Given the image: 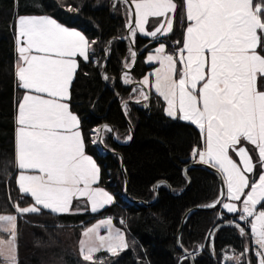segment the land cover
Listing matches in <instances>:
<instances>
[{"label": "snow or ice", "instance_id": "snow-or-ice-1", "mask_svg": "<svg viewBox=\"0 0 264 264\" xmlns=\"http://www.w3.org/2000/svg\"><path fill=\"white\" fill-rule=\"evenodd\" d=\"M133 3L134 26L132 22L127 25L133 40L137 32L152 38L170 34L178 7L186 15L189 23L178 55L167 54L165 45L160 43L155 53L147 56L148 62L160 65L152 86L167 102L168 116H179L200 129L205 149L194 151L193 156L223 174L227 199L241 201L244 197L242 208L238 209L235 203H223V208L230 213L242 212L241 220L252 218L249 223L258 246L257 264H264V207L257 208L264 205V0H181L180 5L177 0ZM150 17L163 19L148 30ZM93 43L81 32L70 30L47 15L18 17L19 60L15 76L19 86L28 92L18 105L16 118V164L24 170L17 183L20 192L34 200L27 207L16 205L21 215L42 210L70 213L74 198H86L92 212L113 202L107 191L93 187L99 180L100 168L85 154L80 121L70 111V105L63 102L70 99L78 68L75 58L89 60ZM129 51L131 63H125L128 69L137 57L135 50ZM124 83H132L127 73ZM139 83L148 86V77ZM104 130L113 131L108 126ZM242 141L256 150L255 159L245 146L238 147ZM230 152L239 157V162ZM27 170L32 174H25ZM254 176L257 178L253 179ZM16 220L15 215H0V232L10 237L0 239V256L9 264H18ZM111 225V219H105L83 232L88 238L79 242L84 261L97 264L95 253L104 250L116 256L127 248L123 233L117 230L113 234ZM101 227H108L107 236L100 235ZM240 233L246 234L243 228ZM227 259L240 264L239 257Z\"/></svg>", "mask_w": 264, "mask_h": 264}, {"label": "trees", "instance_id": "trees-1", "mask_svg": "<svg viewBox=\"0 0 264 264\" xmlns=\"http://www.w3.org/2000/svg\"><path fill=\"white\" fill-rule=\"evenodd\" d=\"M177 3L180 5L181 0ZM32 14L48 15L95 42L91 45L89 60L77 58L78 68L69 99L70 110L80 121L85 152L100 168L99 185L114 197L113 203L95 215L54 214L46 210L21 215L16 211V205L26 207L32 201L16 185L18 86L14 21L17 16ZM128 21V9L121 0H0V215L17 216L18 264H40L39 249L47 250L52 246L64 264H89L77 251L64 249L57 234L60 228H74L78 238L79 231L98 217H111L114 224L125 231L128 246L116 256L96 253L97 264L100 261L103 264H191L183 251L193 257L194 264H237L226 258L228 253L243 254L240 264H257L248 223L238 221L237 215L227 214L221 207L213 211H192L183 224L180 246L177 245L175 236L184 213L196 206L213 204L219 196V184L206 169L188 167L186 174L190 186L181 194L187 184L183 168L196 157L193 152L203 148V136L193 124L165 115V103L150 85L146 86L145 103H130L123 109L133 128L131 141L120 145L112 140L110 132L102 136L105 147L115 150L122 158L129 197L149 205L125 200L119 157L100 153L98 143H93L94 129L102 124L114 130L118 142L129 141V129L120 103L133 99L134 95L132 88L119 80L125 63H131L130 47L125 38ZM187 24L182 8L178 7L170 34L150 38L137 33L133 44L138 56L131 71L134 81H142L145 77L151 81L149 73L154 65L147 64L145 58L157 44L163 43L166 52L172 55L182 48ZM246 145L252 149L251 145ZM254 152L252 150L255 159ZM161 181L165 183H159L155 193L154 185ZM262 207L264 205L257 206L258 209ZM240 228L245 230V235H241ZM0 236L7 238L5 233L0 232Z\"/></svg>", "mask_w": 264, "mask_h": 264}, {"label": "rangeland", "instance_id": "rangeland-1", "mask_svg": "<svg viewBox=\"0 0 264 264\" xmlns=\"http://www.w3.org/2000/svg\"><path fill=\"white\" fill-rule=\"evenodd\" d=\"M121 1H123V0H121ZM132 4H133V8H134V13H135V5H134V3H133V1H132ZM33 15V14H32ZM39 15V14H38ZM45 15V14H44ZM185 15V14H184ZM21 16H26V15H21ZM48 16V15H47ZM18 17L19 16H17L16 18H15V21H14V41H15V71H16V65H17V62H18V60H19V55H18V52L16 51V23H17V20H18ZM50 17V16H49ZM53 19V18H52ZM185 19H186V15H185ZM159 21L160 20H157V22L155 23H153L154 24V27H156L157 25H158V23H159ZM187 21V20H186ZM188 22V21H187ZM58 23V22H57ZM60 24V23H59ZM62 25V24H61ZM63 26V25H62ZM65 27V26H64ZM146 28L148 29V30H150L149 28H148V26L146 25ZM70 30H75V31H78V30H76V29H72V28H69ZM185 31H186V29H185ZM185 31H184V35H185ZM80 32V31H79ZM82 34V33H81ZM83 35V34H82ZM183 38H184V36H183ZM160 44V43H159ZM159 44H157V46L156 47H158L159 46ZM156 47L153 49V51L152 52H149L148 54H147V56L148 55H150V54H154L155 53V49H156ZM167 53V52H166ZM178 53H179V51L175 54V55H178ZM168 54V53H167ZM131 55V54H130ZM174 55V56H175ZM147 56H146V58H145V62L147 63V64H151V65H154V68L153 69H151V71H150V76H151V81H149V84H150V88L152 89V90H154L155 91V93L157 94V95H159L157 92H156V90H155V88L152 86L153 84H154V82H155V72H156V70L160 67V65H159V63L158 62H152V63H150V62H148L147 61ZM78 57H76L75 59H77ZM80 58H82V57H80ZM83 59V58H82ZM129 75V74H128ZM130 77H131V75H129ZM124 79V78H123ZM16 80H17V86H18V91H17V103H16V109H15V164H16V131H17V128L19 127V125L16 123V118H17V115H18V105H19V103L22 101V99H23V96L26 94V92H28V90H25V89H23V88H21L20 86H19V81H18V79L16 78ZM131 80L132 81H134L133 79H132V77H131ZM136 91H138V90H136ZM29 94H35V93H29ZM132 94H133V92H132ZM40 95H43V96H45V98H47V96H46V94H40ZM160 96V95H159ZM161 97V99L164 101V103H165V109H164V113H165V115H167V112H166V109H167V107H168V105H167V102L164 100V98L162 97V96H160ZM63 102H65V103H68L69 104V100H67V101H63ZM71 111V110H70ZM72 112V111H71ZM73 113V112H72ZM73 114H75V113H73ZM76 115V114H75ZM77 116V115H76ZM168 116V115H167ZM168 117H170V116H168ZM171 119H174V118H172V117H170ZM174 120H181V121H184V122H188V123H190L189 121H186V120H182V119H180L179 118V116H177V118H175ZM97 129H99V127H97V128H95L94 129V135H93V143H98V135H99V133H97L96 132V130ZM79 130H80V127H79ZM104 132H107V131H105V130H103V132H102V136H103V133ZM203 136V135H202ZM118 141V140H117ZM126 141V140H125ZM125 141H119L120 143H124ZM247 142H243L242 141V143H241V145H238V147L239 146H245L249 151H250V154H252V150H255L254 148H253V146L251 145V147H252V149L250 148V147H248L247 145ZM250 145V144H249ZM84 151H85V149H84ZM100 152H102V150H99ZM254 153H256V150H255V152ZM85 154L86 155H88L86 152H85ZM230 155H232V157H233V159L234 160H236L237 162H239V157L238 156H236V154L233 152V154H231L230 153ZM234 155V156H233ZM88 156H90V155H88ZM93 160H94V158L92 157V156H90ZM95 161V160H94ZM96 162V161H95ZM97 164V163H96ZM98 166V165H97ZM16 168H17V173H16V185H17V187H18V189H19V186H18V183H17V181H18V176H19V174L21 173V171H24V170H20L19 168H18V166H17V164H16ZM221 173V172H220ZM25 174H32V172H31V170H27V171H25ZM221 176H222V179H223V185H224V197H223V201H222V203H221V209L225 212V213H227V214H235V215H237V220L238 221H240V222H244V223H248V227H249V229H250V235H251V242H252V253H253V255L255 256V252H256V250H257V248H258V246H257V244H256V242H255V238L252 236V233H251V225H250V223H249V221L252 219L251 217H249L247 220H241L240 219V216L243 214L242 212H240V211H237L236 213H230V212H228L226 209H224L223 208V203H235L236 205H237V207H238V209H240V208H242V200L244 199V197H242L241 198V201H229L228 199H227V197H226V193H227V186H226V184H225V181H224V176H223V174L221 173ZM99 180H100V174H99ZM99 180H98V182L96 183V184H94L93 185V187H96V188H102L103 190H105V191H107L110 195H112V193L107 189V188H105V187H103V186H100L99 185ZM20 191V190H19ZM247 191V190H246ZM24 195H27V194H24ZM29 197H30V199H31V201H32V203L31 204H29L28 206H30V205H32L33 203H34V200L32 199V197L30 196V195H28ZM112 197H113V195H112ZM113 201H114V197H113ZM113 203V202H112ZM110 205V204H109ZM106 206H108V205H106ZM106 206H104L102 209H99L98 211H96V212H92L91 211V206H90V204H89V202L87 201V199L86 198H80V199H73V202H72V210H71V212L70 213H78V214H83V213H89L90 215H95V214H97V213H99L101 210H103ZM27 207V206H26ZM46 211H49V210H46ZM50 212V211H49ZM18 213V212H17ZM55 214V213H54ZM11 215H15L16 216V214H11ZM105 219H111V221H112V225H111V231H112V233L114 234L117 230H119V232H121V233H123V235H124V238H125V242L127 243V239H126V233H125V231L123 230V229H121V228H118L115 224H114V222H113V219L111 218V217H98V218H96L94 221H93V223L91 224V225H89L87 228H85L84 230H81V231H79V237L77 238V234H76V231H75V229L74 228H60L59 229V231H58V234H57V238H58V240L61 242V245L63 246V248L64 249H72V250H75V251H77V253H78V255L81 257V259H83L82 258V256L80 255V241L81 240H87L88 238H86V237H84L83 236V232L84 231H86L88 228H91V227H93L94 225H96V224H98L101 220H105ZM2 234L3 233H5V234H7V238L5 237V238H3L2 236H0V239H8V238H10L9 236H8V233H6V232H1ZM99 233H100V235H103V236H107L108 234H109V229H108V227H101L100 229H99ZM90 235H93V234H90ZM4 248H5V251H7V246L5 245L4 246ZM15 248H16V246H15ZM47 250H45V249H39V253H38V259H41L42 258V260H41V263L40 264H64V262H63V260L58 256V255H56V253H55V249H54V247L52 246L51 248H46ZM247 248H245V250H246ZM124 250V249H123ZM123 250H121V251H123ZM121 251H119V253L121 252ZM100 252H106V253H108L107 251H104V250H101ZM98 253V252H97ZM96 254V253H95ZM94 254V255H95ZM108 254H110V253H108ZM15 255H16V258H17V250L15 251ZM242 255H232V254H230V253H228L227 254V256H226V258H228V257H233V258H235V257H241ZM255 258H256V260H257V257L255 256ZM231 262H236V260L235 259H231ZM0 264H9V261H7V260H5L4 259V257H2V256H0Z\"/></svg>", "mask_w": 264, "mask_h": 264}, {"label": "water", "instance_id": "water-1", "mask_svg": "<svg viewBox=\"0 0 264 264\" xmlns=\"http://www.w3.org/2000/svg\"><path fill=\"white\" fill-rule=\"evenodd\" d=\"M123 2L125 3L127 9H128V13H129V21L127 23V25L129 24V22H132L133 23V26H134V22H135V16H134V8H133V4H132V0H123ZM125 38L127 39L128 41V44H129V47L133 50L136 51L135 47H134V44H133V39L130 38V29L128 28V26H126V30H125ZM137 52V51H136ZM138 56V54H137ZM136 60H137V57H136ZM136 60H135V63H136ZM135 63L133 64V66L128 69V68H123L122 72L120 73V77H119V80L121 82V84L123 85L122 83V75L124 73H131ZM140 81H133L132 83H129L128 85H126V87L128 88H131V87H139L142 92L147 95L148 97V90H147V87L141 83H139ZM137 100H139V103H137ZM147 101V99H144V98H141V99H130V100H127V101H123L120 103V107L122 109V113H123V117L127 123V126H128V129H129V135L131 136V139L133 138V128H132V125L131 123L129 122V120L127 119L123 109H124V105L125 103L126 104H130V103H136V104H141V103H145ZM105 126H108V125H105V124H102L99 126V129L101 130L99 132V135H98V145H99V148L100 150H102V153H111V154H114V155H117L119 157V160H120V169L123 173V180H124V187H123V195L125 197V200L129 203H134V204H143V205H149L150 203H147V202H142V201H138V200H132L129 195H128V188H127V175H126V172L124 170V167H123V161H122V158L120 156V154L118 152H116L115 150H110L108 149L107 147H105V145L103 144V141H102V132L105 128ZM110 127V126H108ZM111 128V127H110ZM111 134V138L112 140L116 143V144H120V145H126L128 144L131 139L125 143V144H122V143H119L116 139H115V135H114V130L112 132H110ZM188 167H201V168H204L206 169L207 171H209L217 180L218 184H219V196L217 198V201H220L219 203H216V206L215 207H200V206H196V207H193L189 210H187L183 217L181 218V221H180V225H179V228L177 230V233H176V236H175V241L177 243L178 246L179 245V237H180V233H181V230H182V227H183V224L186 220V218L189 216V214L194 211V210H206V211H213L217 208H219L221 206V203L223 201V197H224V185H223V179H222V176H221V173L217 170L216 167H213L211 164L209 163H201L199 161H195V160H192L186 167L183 168V175L187 178V184L185 186V188L183 189V191L181 192V194L183 192H185L189 186H190V180L186 174V169ZM159 183H165L164 181H161V182H158L154 185V189H155V193H156V190H157V186ZM168 187V190L169 192H171V188L167 185ZM183 253L185 255L188 256L191 264H194L193 262V257L191 255H189L187 252L183 251Z\"/></svg>", "mask_w": 264, "mask_h": 264}, {"label": "crops", "instance_id": "crops-1", "mask_svg": "<svg viewBox=\"0 0 264 264\" xmlns=\"http://www.w3.org/2000/svg\"><path fill=\"white\" fill-rule=\"evenodd\" d=\"M161 19H163V18H153V17H150L149 18V23H148V28L150 29V30H152V29H154L155 27H154V22L156 23L157 22V20H161ZM187 23H189V22H187ZM188 25V24H187ZM186 29V28H185ZM139 35H141V36H145V35H143V34H140L139 32H137ZM158 36H161V35H159L158 34ZM146 37H150V36H146ZM150 38H152V37H150ZM154 68V67H153ZM152 68V69H153ZM150 85V84H149ZM154 91V90H153ZM155 92V91H154ZM141 93H143L142 91H141V89H138V91H133V95H134V98L133 99H141V98H143V96L141 95ZM191 123V122H190ZM192 124V123H191ZM194 125V124H193ZM197 129H199L196 125H194ZM200 130V129H199ZM205 149V141H204V138H203V148L200 150V151H202V150H204ZM198 152V151H197ZM193 160H195V161H199L198 160V156H196Z\"/></svg>", "mask_w": 264, "mask_h": 264}, {"label": "built area", "instance_id": "built-area-1", "mask_svg": "<svg viewBox=\"0 0 264 264\" xmlns=\"http://www.w3.org/2000/svg\"><path fill=\"white\" fill-rule=\"evenodd\" d=\"M123 82H124V79H123Z\"/></svg>", "mask_w": 264, "mask_h": 264}]
</instances>
